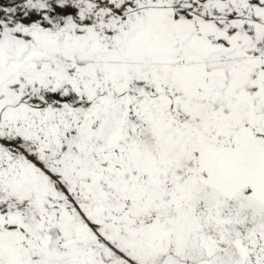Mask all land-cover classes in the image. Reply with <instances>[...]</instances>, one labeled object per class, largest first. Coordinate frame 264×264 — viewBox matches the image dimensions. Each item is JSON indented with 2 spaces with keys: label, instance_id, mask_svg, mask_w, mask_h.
<instances>
[{
  "label": "snow or ice",
  "instance_id": "obj_1",
  "mask_svg": "<svg viewBox=\"0 0 264 264\" xmlns=\"http://www.w3.org/2000/svg\"><path fill=\"white\" fill-rule=\"evenodd\" d=\"M0 264H264V0H0Z\"/></svg>",
  "mask_w": 264,
  "mask_h": 264
}]
</instances>
